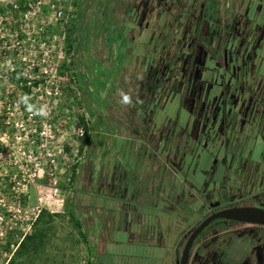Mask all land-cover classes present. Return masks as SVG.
<instances>
[{
  "label": "rangeland",
  "instance_id": "rangeland-1",
  "mask_svg": "<svg viewBox=\"0 0 264 264\" xmlns=\"http://www.w3.org/2000/svg\"><path fill=\"white\" fill-rule=\"evenodd\" d=\"M256 1L0 0V26L18 15L36 43L72 30L73 45L64 73H45L54 84L0 99V264L43 211L44 246L20 264H177L204 216L264 206ZM221 226L200 242L256 228Z\"/></svg>",
  "mask_w": 264,
  "mask_h": 264
},
{
  "label": "built area",
  "instance_id": "built-area-1",
  "mask_svg": "<svg viewBox=\"0 0 264 264\" xmlns=\"http://www.w3.org/2000/svg\"><path fill=\"white\" fill-rule=\"evenodd\" d=\"M19 2H23L28 7H31L36 6V4L39 3V0H18L17 3H13L14 8L19 5ZM54 15L56 19H66V14L60 8L55 10ZM12 17L13 16L10 18L14 19L17 23L15 22V24L11 26H0V69H3L4 73L3 80H0V84H3L4 90L6 89V92L3 91L5 92L4 95L0 94V99L13 101V98H19L21 95L23 97L33 96L41 85L47 86L48 84H54L53 82H50L49 79L45 78V73H47L48 70H53L56 73L57 69L62 64L68 62L69 52H67L65 45V34L62 35V38L57 45L54 44L53 40H49L50 36H48V39L46 38L47 40L36 43L35 35L31 34V32L25 28L24 18H21V16L18 15L15 16V18ZM31 19L35 20L34 17ZM26 39L31 41L26 44ZM44 44L46 45L45 48L50 47V50L40 48ZM25 45L29 47L27 56L23 55L27 50L23 49ZM14 69L20 70V77L18 80H11L7 76L8 72ZM23 84L29 86V92H25L20 87ZM9 87L13 88L9 89ZM36 97L38 96L36 95ZM9 105H11L10 102ZM21 105L24 104L22 103ZM3 113L7 116L10 112L9 110L3 112L0 110V116H2ZM7 117L5 123H8ZM82 132L83 130L80 129V133Z\"/></svg>",
  "mask_w": 264,
  "mask_h": 264
},
{
  "label": "trees",
  "instance_id": "trees-1",
  "mask_svg": "<svg viewBox=\"0 0 264 264\" xmlns=\"http://www.w3.org/2000/svg\"><path fill=\"white\" fill-rule=\"evenodd\" d=\"M103 6V4H102ZM101 6V7H102ZM25 8L24 5H22V2H19V6H17L16 8H12L15 11H18L19 9H23ZM4 10V8L0 7V12H2ZM71 36H72V30H69L68 35L66 36V41H65V45H66V49L68 52H70L73 48L72 45V40H71ZM67 64H62L58 69V73H64L62 71V68L66 67ZM7 76L11 79V80H18L20 77V70L19 69H14L12 71H9ZM36 83V82H35ZM25 92H29V86L27 85H21L20 86ZM27 102H29V104L32 103V100H27ZM6 123H5V118L4 116H0V128L3 130V128H5ZM84 135L83 138H86L88 135L87 133L84 131ZM46 212H42L39 216V218L37 219L35 226L33 228V230L29 233L26 234L23 239L21 240V242L19 243V245L17 246L16 250L14 251L11 259L9 260L8 264H20L22 262V260L25 259V257H27L30 253L37 251L39 249H41L44 246L45 243V236H46V232L48 229V223L49 220L48 218H50V216ZM75 225L76 227H78L79 229L82 227L81 221L77 218H75ZM221 221H224V219H215L212 220L195 238V241L198 240V238L205 232H207L211 227L216 226V224L220 223ZM82 235L83 233L80 232ZM83 239H86V236H83ZM255 240L253 239H246L243 236H238L236 238H226L225 240L221 239L218 240L217 242V246H215V244L213 246H211L208 251L212 253V255H217L221 253V264H227L228 260H236V261H240L242 260L244 257H246V255H248L247 253L249 252V249L252 247V245H254Z\"/></svg>",
  "mask_w": 264,
  "mask_h": 264
},
{
  "label": "flooded vegetation",
  "instance_id": "flooded-vegetation-1",
  "mask_svg": "<svg viewBox=\"0 0 264 264\" xmlns=\"http://www.w3.org/2000/svg\"><path fill=\"white\" fill-rule=\"evenodd\" d=\"M233 205L234 204H232L231 206H233ZM245 205H248V204H245ZM251 205H254V204H251ZM256 206H260V205H256ZM260 207H264V206H260ZM218 209H220V208H218ZM218 209H216V210H218ZM213 211H215V210H213ZM206 216H204V217H206ZM217 219H219V218H217ZM221 219H223V218H221ZM227 222L252 224V225H255L256 228H255V230H252V231H245V232H241V233L223 234L222 236L216 237L214 240H212V242H210L211 243L210 246H207V247L205 246L204 243H201L200 242V238L202 237V235L207 234L214 227H217V226L222 227L221 225L223 223H227ZM202 235L198 238L197 241H195V239L193 240L192 245H191L190 250H189V257H188L187 264H221V253L220 254H217V255H212V253L209 252L208 249L211 246H213L214 244H215V246H217L218 240H221V239L225 240L226 238L227 239L228 238H231L232 239V238H236L238 236L239 237L240 236H243V237H245L248 240L253 239V240H255V243L249 249V252L247 253L248 255H246V257H244L240 261H236L235 259L234 260H228L227 261V264H264V225H258V224H254V223L240 222V221H234V220L224 219V221H221L220 223L216 224V226L211 227L207 232L203 233ZM193 246H197V248L194 249V250H192V247ZM179 257H180V255H179ZM178 261H179V259H178Z\"/></svg>",
  "mask_w": 264,
  "mask_h": 264
},
{
  "label": "water",
  "instance_id": "water-1",
  "mask_svg": "<svg viewBox=\"0 0 264 264\" xmlns=\"http://www.w3.org/2000/svg\"><path fill=\"white\" fill-rule=\"evenodd\" d=\"M217 218L264 225V207L251 204L233 205L211 212L209 215L204 217L188 235L182 247L178 264H187L189 250L193 240L205 226H207L212 220Z\"/></svg>",
  "mask_w": 264,
  "mask_h": 264
},
{
  "label": "crops",
  "instance_id": "crops-1",
  "mask_svg": "<svg viewBox=\"0 0 264 264\" xmlns=\"http://www.w3.org/2000/svg\"><path fill=\"white\" fill-rule=\"evenodd\" d=\"M255 3L259 4V5H262V4H264V0H257Z\"/></svg>",
  "mask_w": 264,
  "mask_h": 264
}]
</instances>
